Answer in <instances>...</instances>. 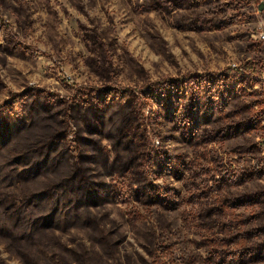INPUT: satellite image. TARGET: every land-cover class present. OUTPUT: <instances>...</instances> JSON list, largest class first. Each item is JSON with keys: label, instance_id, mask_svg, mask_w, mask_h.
<instances>
[{"label": "rangeland", "instance_id": "obj_1", "mask_svg": "<svg viewBox=\"0 0 264 264\" xmlns=\"http://www.w3.org/2000/svg\"><path fill=\"white\" fill-rule=\"evenodd\" d=\"M227 1L240 6L237 12L242 17L234 25L193 32L175 29L170 16L155 11L147 0H0V107L12 94L30 89L68 101L79 89L103 94L116 87L132 93L130 101L141 104L144 144L151 151L159 148L152 160L153 175L145 181L139 157L131 161L127 148L143 141L142 128L134 126L122 135L119 151L112 137L119 138L125 115L93 133L82 124L73 125L61 144H71L78 136L72 148L78 157L83 153L87 158L75 165L67 153L70 166L57 165L55 177L79 171V179L85 178L83 185L89 187L62 198L66 206L55 217L65 222H54L55 230H48L50 248L26 245L36 264H227L237 258V248L264 243V234L252 238L244 234L264 225V203L254 200L264 196V178L243 182L239 172L252 165L257 158L255 142L264 137L263 97L246 91L236 100L225 97L216 106L198 95L192 120L188 118L185 126L183 104H190L188 100L168 90L156 97L152 92L171 79L264 60V42L258 39L264 30V11H258L262 0ZM7 32L14 43L32 50L8 51ZM92 35L106 45V62L101 49L91 47ZM95 60L102 65L95 66ZM102 67L112 70L110 79ZM202 105L221 123L256 118V129L211 143L200 136L185 139L187 129L197 130ZM21 135L6 147L17 146ZM50 136H40L35 144ZM41 159L38 154L32 161ZM223 176L226 184L220 185ZM1 189L19 193L16 187ZM61 191L53 197L60 198ZM69 199L80 200L82 206L69 205ZM51 204L36 199L32 206L45 210L29 220L48 216ZM10 205L8 213L15 206ZM26 226L18 232L42 230L31 222ZM0 264L31 263L0 238ZM255 264H264V259Z\"/></svg>", "mask_w": 264, "mask_h": 264}, {"label": "trees", "instance_id": "obj_2", "mask_svg": "<svg viewBox=\"0 0 264 264\" xmlns=\"http://www.w3.org/2000/svg\"><path fill=\"white\" fill-rule=\"evenodd\" d=\"M152 3L150 5L155 11L168 14L171 23L175 29L179 31L206 32L213 30H221L223 28L234 25L242 15L237 12L240 7L238 2L227 0H147ZM209 6L207 10L203 7ZM9 42L8 51L30 52L32 49L23 47L21 44L14 43L13 37L7 32ZM92 41L93 50L101 49V59L106 62L107 48L103 41L96 39L95 36L89 37ZM97 43V44H96ZM2 47H0V50ZM3 51V50H2ZM96 62V63H95ZM96 65L97 60H95ZM263 60H250L237 68H225L220 72L191 75L184 78L171 79L165 81L156 90H153L154 97L168 90L183 97L184 101L188 100L190 104L184 102L183 110H185L184 123L189 124L192 120V107L195 104L198 95H202L204 100L219 106L223 99L236 100L241 97L244 92L249 91V96L261 97L262 92L253 89L260 83V76L264 70ZM104 65V64H103ZM105 66V65H104ZM98 69V68H97ZM99 70V69H98ZM101 70V69H100ZM111 78L112 70L102 67L101 70ZM108 73V74H107ZM103 75V74H102ZM104 75V76H105ZM158 86V85H157ZM77 93L68 100H57L54 95L44 93L40 90L30 89L28 91L12 94L10 101L3 107H0V238L8 241L12 245V250L16 254L27 258L31 264L38 261L33 251L27 249L29 246H38L45 249L50 248V240L45 238L48 230H55L54 222H65L64 219H58L55 214L61 212L62 198L67 195L77 196L79 190L87 188L89 185H83L84 179H79V171L71 175L57 178L55 177V169L57 165L65 164L69 167L70 163L67 153L74 161L75 165H79L87 158L81 153L79 157L72 148V144H77L80 139H76L70 144L68 141L65 145L61 141L65 138L67 131L75 124H82L90 132L97 130H106L109 125L115 123V117L125 115V122L122 125L119 138L116 139L119 151H122L123 139L121 136L126 134L130 128L137 126L143 141L134 142L133 148L128 146L131 151L130 160L138 158L141 163V173L145 181L152 177V160L159 150L151 151L145 143V117L141 114V104L130 100L133 94L127 91H119L116 87L106 89L105 93L100 91L90 92L79 89ZM264 100V99H262ZM219 103V105H218ZM246 106H250L249 104ZM201 106V120L197 130L187 129L188 137L193 139L200 136L207 143L219 140H231L251 133L256 129V118L242 117L241 119H233L222 122L212 119ZM29 114V120L26 119ZM43 114L46 115L43 116ZM189 118V119H188ZM140 124V125H139ZM210 126V127H209ZM21 135L17 146L6 147L16 134ZM45 134H51L47 141L36 143L37 139ZM40 139H38L39 141ZM144 144V145H143ZM141 145L145 146L144 150ZM155 145L153 144V147ZM77 150V149H76ZM81 152V151H80ZM42 155V159L32 161L38 155ZM78 157V158H77ZM132 163V162H131ZM11 168V169H10ZM81 172L84 168H81ZM243 182L254 180L255 178H264V166L259 170H239ZM230 183L234 182L228 178ZM226 182L223 176L220 185ZM145 184V183H143ZM226 184V183H225ZM4 187H16L19 193L14 194L1 189ZM82 187V188H81ZM62 189L60 198L53 197L55 191ZM252 198L255 196H251ZM250 197V198H251ZM51 200L49 215L45 218H37L30 221V217H34L45 210L41 205L32 206L36 199ZM253 200V199H252ZM264 203V196L255 198ZM10 203H13V212ZM80 200L69 199L68 204L75 205L77 208L82 206ZM167 206V205H164ZM12 211V210H11ZM64 215V214H63ZM62 217V216H61ZM90 217H86L89 220ZM85 219V220H86ZM29 220V221H28ZM42 226V230L38 233H20V229H26L27 223ZM251 238L264 234V225L261 227H251L249 231L244 232ZM28 245V247L26 246ZM45 251V250H44ZM67 251V250H66ZM236 259H232L227 264H255L264 259V243L252 244L237 248L235 251ZM39 255V253H38ZM38 257V256H37Z\"/></svg>", "mask_w": 264, "mask_h": 264}, {"label": "built area", "instance_id": "obj_3", "mask_svg": "<svg viewBox=\"0 0 264 264\" xmlns=\"http://www.w3.org/2000/svg\"><path fill=\"white\" fill-rule=\"evenodd\" d=\"M258 39L261 42H264V30H260L258 33ZM263 67H264V60H263ZM254 90L262 92L263 95L261 97H263L264 99V70L260 76V83L257 84L256 86L253 87ZM256 144L258 146V152H257V158L258 159H262L264 160V137L263 138H258L256 141Z\"/></svg>", "mask_w": 264, "mask_h": 264}, {"label": "flooded vegetation", "instance_id": "obj_4", "mask_svg": "<svg viewBox=\"0 0 264 264\" xmlns=\"http://www.w3.org/2000/svg\"><path fill=\"white\" fill-rule=\"evenodd\" d=\"M255 145H256V153H257L258 152V146H257L256 142H255ZM263 166H264V160L258 159V158H254L252 165L247 167L246 169H242V170L252 169V170H256L257 171V170L261 169Z\"/></svg>", "mask_w": 264, "mask_h": 264}, {"label": "water", "instance_id": "obj_5", "mask_svg": "<svg viewBox=\"0 0 264 264\" xmlns=\"http://www.w3.org/2000/svg\"><path fill=\"white\" fill-rule=\"evenodd\" d=\"M258 11L263 12L264 11V1H261L260 4L258 5Z\"/></svg>", "mask_w": 264, "mask_h": 264}]
</instances>
